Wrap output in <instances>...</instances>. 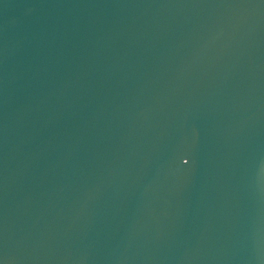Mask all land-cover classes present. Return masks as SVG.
Masks as SVG:
<instances>
[{
	"label": "water",
	"instance_id": "water-1",
	"mask_svg": "<svg viewBox=\"0 0 264 264\" xmlns=\"http://www.w3.org/2000/svg\"><path fill=\"white\" fill-rule=\"evenodd\" d=\"M0 264H264V0H0Z\"/></svg>",
	"mask_w": 264,
	"mask_h": 264
}]
</instances>
